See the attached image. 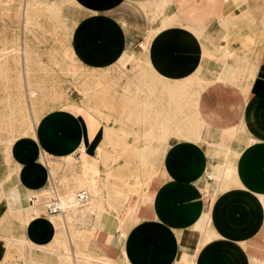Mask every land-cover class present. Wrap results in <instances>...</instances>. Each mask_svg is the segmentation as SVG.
<instances>
[{
	"label": "crops",
	"instance_id": "1",
	"mask_svg": "<svg viewBox=\"0 0 264 264\" xmlns=\"http://www.w3.org/2000/svg\"><path fill=\"white\" fill-rule=\"evenodd\" d=\"M232 2L18 1L7 19L15 23L9 26L35 28L27 54L0 53V264L13 257L30 264V252L40 248L62 255L52 220L59 213L20 216L10 207L21 205L19 194L40 197L50 186L63 189L70 180L73 185L80 181L78 166L79 174L66 175V183L60 169L54 179L52 166L41 163V156L58 164L66 156L85 154L95 163L88 174H104L105 179L104 214L100 227L93 222L97 228L88 240L89 253L114 264H143L145 249H151L145 264H264V52L256 61L236 49L243 43L247 48L248 41L240 39L235 15L224 12ZM125 3L151 23H181L182 29L148 32L139 50L131 42V30L127 33L112 17ZM28 4L30 18L25 15ZM10 6L0 4L2 28ZM71 7L82 13L81 19L76 20ZM212 22L218 27L211 33ZM53 26L55 41L38 29ZM46 43L56 45L49 62ZM136 59L143 65L130 69ZM49 66L69 82L80 106L62 103L65 93L48 104L42 91L46 79L37 80L35 73L46 74ZM19 74L23 82L17 80ZM93 92L100 104L88 101ZM31 96H36L34 105ZM109 99L116 100L114 105ZM108 106L136 126L108 124ZM34 107L40 117L34 133L19 135L35 124ZM187 129L196 136L188 138ZM124 146L145 178L137 201L115 181ZM119 193L124 197L115 201L129 197L137 203L125 232L111 224L116 216L110 204ZM146 223L158 224L152 227L151 246L143 238ZM156 233L162 237L156 239ZM70 249L73 264H79L75 255L81 243Z\"/></svg>",
	"mask_w": 264,
	"mask_h": 264
},
{
	"label": "rangeland",
	"instance_id": "2",
	"mask_svg": "<svg viewBox=\"0 0 264 264\" xmlns=\"http://www.w3.org/2000/svg\"><path fill=\"white\" fill-rule=\"evenodd\" d=\"M4 2H7L9 5H11L10 7H12V9L10 10V12H6V14L3 16V18H5V27H1L0 26V53L2 52H6L7 54H9L10 52H16V53H20L21 52V47L23 44V40H24V35L22 33V29L21 27H11L9 26L10 24L13 25L15 22H10L9 17L11 15H13L14 13V9L15 6L18 4V1L21 2L20 0H3ZM173 7V6H172ZM14 8V9H13ZM71 13H73L74 17L76 18V20L78 18H82V13H80L79 11H77V9H75L74 7L70 8ZM175 11V8H170V12L173 13ZM224 12L225 14H228L229 12H231V15H235L236 19L239 21L240 23V28L238 33H240L239 35H241L242 37L240 39H245L248 41V47L245 48V43L243 44H237V50L240 53L249 55V56H254V59L257 61L259 56H262L263 54H261V52H264V27L261 25L263 19H264V0H233L232 3H229L226 5V7L224 8ZM166 14V13H165ZM13 17V16H12ZM112 17L114 18V20H116L119 25L121 23V26L127 31L131 30V42H133L136 46L137 49H141L140 44H142V42H144L146 34L148 32H152V31H158V32H169V31H176L179 29H182L181 27V23H173V24H168L165 27H162V23L161 20L158 19L155 22L151 23L149 22L143 14H138L134 8L133 5L129 4V3H125L123 4V6L119 7L117 10H115L112 14ZM79 19V20H80ZM223 24H225L226 27H229L228 25H230V21L228 19H223ZM123 23L125 24V27L123 26ZM218 27V24L216 22H212L210 24V26L208 27V32H214ZM10 31V32H9ZM8 34L14 36L13 37H8ZM50 39L54 40L57 39V35H52V34H48L46 33ZM33 34H31L28 38V51L31 50L30 48V42H31V37ZM236 44V43H235ZM36 46L38 47V44H36L35 46H33V48L37 49ZM45 46L47 47L45 50L46 53V57H47V61L49 62L50 56L51 54L55 51L56 45L54 44H49L46 43ZM46 59V58H45ZM18 61V60H17ZM19 62V61H18ZM143 62L140 59H136L135 62H131L129 64L130 69L134 68L136 70V68H138L139 66H142ZM114 75V74H113ZM35 77L37 80H39V78H43L46 79L45 83L47 82V85L44 84V89L43 91V95L44 97L46 96V100H48V104L51 103V100H57L58 96L57 94H61V100L63 99V93H65V97L64 100H62L61 102H71V104H75L74 102L76 101L75 98V93L72 91V87L70 86L69 82H67L65 80L64 77H62L59 73L58 70L54 69L53 67L49 66L46 74H42L40 76V74L35 73ZM17 80L19 82H23V75H18L17 76ZM31 91V90H30ZM114 91L118 92L120 91V87H115ZM115 93V92H114ZM94 92L91 94V96L89 97L88 101L93 103L95 102L96 104H100V101H98L97 99H95V97L93 96ZM22 98H24V93L22 92L21 94ZM31 102L34 105L36 103L35 98L36 96H31ZM110 102L115 103V99H109ZM77 106H80L79 104H75ZM102 112L104 111V107L102 105H100ZM34 119H35V124L32 123V126H28V128L23 131L21 134L19 135H28L29 134H33L31 132L34 131L35 126H37L38 121L40 119L39 115L36 114V108L34 107ZM44 109H48V108H44ZM116 108H110V106L107 107L108 112L112 111V118H108V124H110L111 126H115L118 127L119 125L125 127V128H129L132 129L131 127H135L136 124H131L129 122L124 121V117L121 115H118L117 112H115ZM22 110H24V107H22ZM118 115V116H117ZM117 122H115V120H118ZM91 119L88 120L87 124L91 123ZM31 128V129H30ZM26 132V133H25ZM128 140H131L130 138ZM175 139H171L170 142L174 141ZM127 146V145H126ZM124 146L121 149L120 153V159L118 161V166L120 167V177L117 178V180H115L116 182H118V184H120L119 188L122 191L127 192V195L130 197L131 200L133 201H137L136 199L139 198V196L142 194V190L144 187L141 186L140 182H142L143 180H145V178L142 177L143 172L139 169V165L135 160L134 155L130 152V148ZM77 158V157H76ZM88 158V157H87ZM42 159V160H41ZM79 159V158H77ZM83 159H80V161H82ZM88 160V159H87ZM40 161L46 165L49 164V166L51 167V173L54 177V179H57L56 177V172L60 169V172H62V174H64L65 176L63 177V179L65 180V183L67 182L66 179V175H72L73 173L79 174L78 172V167L73 169L74 166L73 165H65L62 161L57 163H53L52 161H49L45 156H41L40 157ZM94 163V161H92ZM90 163L89 161L87 163L91 164H86V170L82 173V176L80 180L83 181L84 184H79L80 182L76 181L75 184L73 185V181L70 180L69 183H66V187L67 188H72V189H77L79 192L80 191H86L87 187L89 185V183H91V179L96 176V175H88V169L89 166H95V163ZM97 166H100L99 164H97ZM62 170V171H61ZM87 175V176H84ZM104 175V174H103ZM96 176L93 178L94 181H102L101 178H104V176ZM90 176V177H89ZM140 178V180L136 179ZM84 178H86L85 180H83ZM60 179V180H63ZM63 180V181H64ZM88 182V183H87ZM87 183V184H86ZM64 185V187H65ZM69 186V187H68ZM75 186V188H74ZM80 186V187H79ZM82 186H84L82 188ZM81 188V189H79ZM50 189H55V190H62L61 188H56L53 186H50ZM49 191V190H48ZM103 192L100 193L99 195V202L98 204V208L96 210V212L94 213V215L92 217H87L88 221L91 222L90 226H85L83 227V229L79 232L78 231V235L79 238L77 240V243L80 242L81 243V250H79L77 253L79 254L78 257L79 258L78 262L79 264H88L90 262H88L86 259H84L85 257H89L92 261L91 264H114L108 260H106L104 258V256L100 255V254H96L94 252L89 253V250H87V244H88V240L90 235L92 234V232L95 230V228L100 227V222L102 221L101 219V214H104V212L102 213L101 211H104V206L105 203L101 202L103 201V195H104V189L102 190ZM124 197V193H119L118 197L116 199H114V202L111 203V210L113 211L114 219L112 221V226L114 225L115 229L117 231L120 232H125L127 227L131 224L130 222L132 221V219L128 218L127 216L130 213V211L132 212L135 209V206L137 205L136 202L133 201H129V197H125L126 200L125 202H118L115 200H120ZM45 196V197H43ZM30 197V199H29ZM32 197V198H31ZM36 197V198H35ZM44 199H43V198ZM27 198V199H26ZM38 198V199H37ZM48 198V196L46 195H41V197H38L36 193H31L30 195L27 194L25 195V202L27 203H22L21 205L23 206H17L16 209L15 207H10L11 211H16L18 212V214L20 216H25L27 215V211H30V209H32V207L34 208V206L36 207V205H40L41 202L45 201ZM92 199H96V197L93 195ZM42 200V201H40ZM36 202V203H34ZM34 205H33V204ZM109 205V204H108ZM207 203H205V208H207ZM116 206H120L119 208ZM134 206V207H133ZM21 207V208H20ZM20 208V209H19ZM23 208V209H22ZM27 209V210H26ZM29 209V210H28ZM20 211V212H19ZM22 211V212H21ZM24 211V213H23ZM26 211V212H25ZM101 212V213H100ZM22 214V215H21ZM97 220L98 222V226L95 227L93 225V222ZM158 225V224H155ZM155 225L151 224V223H146L144 224V242H149L148 246H151V242L153 239V231H152V227H156ZM152 231V232H151ZM161 236V235H160ZM157 233L155 234L156 239H158L160 237ZM162 237V236H161ZM160 237V238H161ZM70 248V245H69ZM71 252V249H70ZM37 253V254H36ZM80 253H81V257H80ZM168 253V252H167ZM31 256H30V260L28 261L30 264L33 263V261L38 262L39 264H70L66 258L62 257V255H59L58 253H46V252H42V253H38L36 251H32L30 252ZM150 255H151V249L149 250H144V258H143V264H145L146 262H148L150 260ZM84 259V260H83ZM13 261L9 264H24L21 261L22 260H26V258H14L12 259ZM66 260V261H65ZM8 264V263H7Z\"/></svg>",
	"mask_w": 264,
	"mask_h": 264
},
{
	"label": "bare ground",
	"instance_id": "3",
	"mask_svg": "<svg viewBox=\"0 0 264 264\" xmlns=\"http://www.w3.org/2000/svg\"><path fill=\"white\" fill-rule=\"evenodd\" d=\"M21 3L23 4V2H25V0H20ZM220 1V0H219ZM1 3H5L3 2V0H0V4ZM54 12V11H53ZM57 12V10H56ZM60 13V12H58ZM52 14H55L52 13ZM26 18H30L33 17L32 12L30 10V4L27 5V10H26ZM57 16V15H56ZM223 22V21H222ZM28 23V21H26V24ZM226 24V23H225ZM224 24V25H225ZM261 25L264 27V19L261 23ZM229 26V25H228ZM35 27L32 26H22V33L24 35V40H23V44L21 47V52L22 50L25 51V53L27 54V52H29L27 49L28 48V38L31 34H34L32 32V29H34ZM39 30H42L44 33H48V34H52V35H57V28L55 26L53 27H38ZM63 35V34H62ZM145 94V93H144ZM143 94V95H144ZM140 95V94H139ZM24 99V98H23ZM152 100V99H151ZM32 126V125H31ZM28 128V127H27ZM31 129V128H30ZM188 133L186 135H188L189 137H195L196 136V132L187 129ZM26 133V132H25ZM31 133H34L31 132ZM230 133V132H229ZM29 134V133H28ZM230 135V134H229ZM12 142V141H11ZM14 142V140H13ZM84 152V151H83ZM82 154H85V152ZM86 155V154H85ZM80 156L81 159H83L82 161H80V158L77 159L74 155H69L66 156L62 162L66 165H73V166H78L81 170V173H83L86 170L87 166L86 164L88 162V158L87 156ZM93 159V158H92ZM42 160V159H41ZM43 162V161H42ZM93 163V162H92ZM94 164V163H93ZM91 165V164H89ZM89 175V174H88ZM82 176V175H81ZM87 176V175H84ZM104 176V175H103ZM90 177V176H89ZM96 177V176H94ZM93 177V178H94ZM93 178L91 179V183H89L87 187V190L85 191L88 195V202L85 204H80L77 200V194L79 193V191L77 189H72V188H67L66 185L62 190H55V189H49V191H45L42 194L48 196V198L41 202L40 205H36V207L34 206V208L32 207V209H30V211H27L29 214L31 212H35L36 214H45L46 216H49V214L47 213V206L53 201L55 200L60 208V212L58 214V216L54 217L52 220L54 222V224L56 225L57 229H58V234L56 237V240L54 242L58 243L59 246H62L63 248V252L62 255L64 258H66V260L70 263L73 264V253L72 251L70 252V248L69 245L72 243H76L77 244V240L79 238V233L83 227L85 226H90L91 222L88 221L87 217H92L94 215V213L96 212L97 208H98V202L99 200V195L101 192H103L102 190L104 189V178H101V182L99 181H94ZM82 179V178H81ZM86 178H84L83 180H85ZM79 184H84L82 180L79 181ZM88 183V182H87ZM86 183V184H87ZM69 187V186H68ZM80 187V186H79ZM84 186H82L83 188ZM75 188V186H74ZM81 189V188H79ZM93 195L96 197V199H92ZM18 196L21 197L22 203L25 202V194H19ZM38 196V195H37ZM39 197V196H38ZM41 197V195H40ZM45 197V196H43ZM42 197V198H43ZM32 198V197H31ZM36 198V197H35ZM27 199V198H26ZM30 199V197H29ZM38 199V198H37ZM44 199V198H43ZM42 201V200H40ZM21 203V204H22ZM26 203V202H25ZM36 203V202H34ZM27 204V203H26ZM33 204V203H32ZM34 205V204H33ZM19 206H23V205H19ZM18 206V207H19ZM15 207V206H14ZM17 207V206H16ZM15 207V209H16ZM21 208V207H20ZM19 208V209H20ZM23 209V208H22ZM27 210V209H26ZM29 210V209H28ZM14 211V210H13ZM17 211V210H16ZM20 212V211H19ZM22 212V211H21ZM26 212V211H25ZM18 213V212H17ZM24 213V211H23ZM27 213V214H28ZM35 214V215H36ZM22 215V214H21ZM26 216V215H25ZM40 217V216H39ZM32 219V218H31ZM35 219V218H34ZM47 219V218H46ZM33 220V219H32ZM51 220V219H50ZM29 223V222H28ZM55 238V237H54ZM80 239V238H79ZM16 242V241H15ZM28 246V245H27ZM33 247V246H31ZM36 249V248H35ZM41 252H46V253H52L53 251H49L43 248H40ZM55 253V252H54ZM57 253V252H56ZM37 254V253H36ZM75 255V254H74ZM78 253L76 252L75 255V259H79L76 258L78 257ZM80 257H81V253H80ZM84 259H86L88 262H90V258L89 257H85ZM83 259V260H84ZM65 260V261H66ZM32 264H39L38 262L33 261Z\"/></svg>",
	"mask_w": 264,
	"mask_h": 264
},
{
	"label": "built area",
	"instance_id": "4",
	"mask_svg": "<svg viewBox=\"0 0 264 264\" xmlns=\"http://www.w3.org/2000/svg\"><path fill=\"white\" fill-rule=\"evenodd\" d=\"M77 200L80 204H85L88 202V195L85 191H80L77 194ZM47 212L50 215L57 214L60 212V208L55 200H53L48 206H47Z\"/></svg>",
	"mask_w": 264,
	"mask_h": 264
}]
</instances>
